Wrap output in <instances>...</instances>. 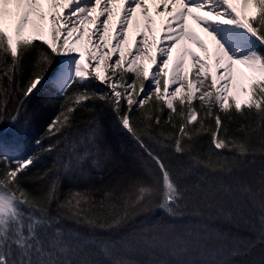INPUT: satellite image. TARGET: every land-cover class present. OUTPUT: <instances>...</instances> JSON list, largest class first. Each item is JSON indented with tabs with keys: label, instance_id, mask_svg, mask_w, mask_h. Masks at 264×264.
<instances>
[{
	"label": "snow or ice",
	"instance_id": "obj_1",
	"mask_svg": "<svg viewBox=\"0 0 264 264\" xmlns=\"http://www.w3.org/2000/svg\"><path fill=\"white\" fill-rule=\"evenodd\" d=\"M152 3L155 15L149 0H0V264H234L210 256L203 244L220 235L216 211L231 213L232 201L240 203L214 177L249 166L256 154L264 157V0ZM44 89L63 103L45 130L50 142L35 143L57 153L61 168L48 191L34 195L24 177L39 156L18 155L2 139V126L26 134L30 121L21 123V109ZM105 107L146 154L149 170L126 198L112 189L105 200L80 191L59 200L61 174L89 160L98 168L108 158L98 115ZM81 108L93 114L86 133L73 128ZM168 152L187 159L175 163ZM258 184L256 193L248 185L238 191L259 196L264 211V166ZM109 198L123 202L108 204ZM54 202L90 231L116 236L86 238L65 229L63 218L50 212ZM153 209L173 220L202 221L174 234L171 253L183 259H161L168 244L151 233L120 234L133 217ZM260 230L264 241V216ZM245 264H264V258Z\"/></svg>",
	"mask_w": 264,
	"mask_h": 264
},
{
	"label": "trees",
	"instance_id": "obj_2",
	"mask_svg": "<svg viewBox=\"0 0 264 264\" xmlns=\"http://www.w3.org/2000/svg\"><path fill=\"white\" fill-rule=\"evenodd\" d=\"M31 72L32 67L31 63H29L26 65L23 79L27 80ZM62 103V98L56 93L49 89L41 90L27 102L26 109H21V123L25 119L30 121L26 134L17 135L14 130L10 129L9 125L5 124L2 126V139L5 142L14 144L18 155L37 154L39 156V162L24 177V187L34 195H43L47 192L51 182L56 179L54 174L61 168L60 162L56 159L57 153L42 152L41 147L35 141L44 137V146H47L50 142L45 136V130L53 117L60 111ZM15 108L16 101L9 103L8 114H14ZM98 115L106 132L101 148L108 153V158H101L98 168L93 166L91 160H89L83 165L82 169L76 170L73 174H61L58 189L59 200H64L70 192L74 191L90 194L97 201L105 200L106 192L103 190V186L105 187V184L109 183L113 185V189L118 188L116 186V177L124 175L122 174L123 171H125L126 175L132 174L137 179L149 170L148 165L145 163L148 160L146 154L142 152L136 141L118 126L112 111L105 107L103 112L98 113ZM92 119V113L88 112L85 108L78 109L75 113L74 131L86 133L89 122ZM201 143L204 151L207 152V138ZM166 156L175 163H180L187 159L186 157H179L172 152L166 153ZM254 160V163L234 172L230 176L218 174L214 177L217 183L223 182L225 186H230L240 199L238 205L232 201L233 211L231 213L227 211L226 207L223 210L216 211V215L213 217L216 221L214 228L215 232L220 235L213 234L203 244L208 249L210 256L218 260H231L234 261V264H245V262L264 258V241L260 239V223L261 217L264 216V211L261 209L260 197L241 195L238 191V189L245 185L251 186L253 193L259 191V172L261 167L264 166V157L256 154ZM121 164H125L128 168H122ZM48 169H52V172H49L47 176L41 179V174L47 172ZM123 189L122 187L116 190L117 194L124 198H126L127 192L134 190V188H128V191H125V194L122 195ZM122 202V200L116 201L115 198H109L106 201L108 204ZM50 212L54 215L58 214L63 218V227L65 229L73 232L78 231L86 238H109L116 236V233H109L99 229L90 231L83 221H80L78 224L76 218L68 214L66 210L58 208L56 202L51 205ZM200 223L202 221L193 219L192 217H188L185 220H173L162 211L153 209L133 217L123 227L120 234L134 235L140 238L145 233H151L168 244V247L160 250L161 259H183V257H176L171 253V242L174 234H184L190 230L189 226ZM248 248L251 251H248L246 255L232 254L233 249H239L241 253H244ZM130 258L140 259L141 257L132 253Z\"/></svg>",
	"mask_w": 264,
	"mask_h": 264
},
{
	"label": "rangeland",
	"instance_id": "obj_3",
	"mask_svg": "<svg viewBox=\"0 0 264 264\" xmlns=\"http://www.w3.org/2000/svg\"><path fill=\"white\" fill-rule=\"evenodd\" d=\"M151 5H152V7H151ZM149 6H150V8L152 9L153 14L155 15V12L157 11V8H156V5L152 3V0H149ZM154 11H155V12H154ZM158 19H159V17H158ZM114 21H115V17L113 18L112 23H113ZM111 31H112V34L115 35L117 29H114V30H111ZM126 47H127V46H126ZM101 70L103 71V68H101ZM117 163H118V160H117ZM113 164H114V163H113ZM122 165H123V166H122ZM121 167H122V168L125 167V169L128 168L125 164H121ZM120 171H122V170H120ZM122 174H124V175H122L121 177H116V180H117V182H116V183H117L116 186H118V188H115V189H121V188L123 187L124 189L122 190V192H123L122 195H124V194H125V191H126V190L128 191V188L132 189V188L135 187V181H136L137 179H136L132 174H128V175H126V174H125V171H123ZM80 178H81V177H80ZM80 178H79V180H80ZM105 182H107V181H105ZM130 185H131L132 187H129ZM111 189H113V185H111V184H109V183H106V184H105V187L103 186V190H104L105 192L110 191Z\"/></svg>",
	"mask_w": 264,
	"mask_h": 264
},
{
	"label": "bare ground",
	"instance_id": "obj_4",
	"mask_svg": "<svg viewBox=\"0 0 264 264\" xmlns=\"http://www.w3.org/2000/svg\"><path fill=\"white\" fill-rule=\"evenodd\" d=\"M117 21H118V17H115V21L112 23V29L111 30L117 29ZM89 26L91 27V25H89ZM134 42H135V33H133V43ZM149 67L151 68V65H149Z\"/></svg>",
	"mask_w": 264,
	"mask_h": 264
}]
</instances>
